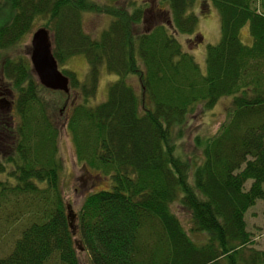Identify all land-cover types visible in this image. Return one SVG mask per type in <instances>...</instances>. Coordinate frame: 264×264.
Wrapping results in <instances>:
<instances>
[{"label":"trees","instance_id":"trees-1","mask_svg":"<svg viewBox=\"0 0 264 264\" xmlns=\"http://www.w3.org/2000/svg\"><path fill=\"white\" fill-rule=\"evenodd\" d=\"M195 1L155 0L147 16L137 2L123 11L91 0H0V235L25 219L0 264H81L83 249L91 264H264L246 218L264 201V0H199L201 7L212 3L221 20L219 41L205 50L206 74L178 38L199 41L191 37L199 20L189 11ZM89 11L115 17L99 38L83 28ZM40 18L59 67L87 57L86 101L101 67L119 76L105 101L67 106L72 88L80 87L74 71L61 68L68 93L51 90L30 59L6 55ZM244 26L249 44L241 39ZM136 76L141 92L130 81ZM6 86L16 90L12 102ZM220 99L230 101L227 120L217 133L195 137L198 158L181 157L177 140L191 113ZM67 107L63 128L77 161L100 185L108 182L77 212L69 208L58 157L56 113ZM199 234L202 243L192 238Z\"/></svg>","mask_w":264,"mask_h":264},{"label":"rangeland","instance_id":"rangeland-1","mask_svg":"<svg viewBox=\"0 0 264 264\" xmlns=\"http://www.w3.org/2000/svg\"><path fill=\"white\" fill-rule=\"evenodd\" d=\"M3 1L5 3L7 2V0ZM91 1H94L103 7H105V4H111L113 7H118L119 10L123 11H126V9L128 11H132L133 8L136 6L137 2V4L140 5L144 4L146 14H148L147 16H150V14L153 13V11L151 10V5H154L155 2V0H133L135 1L134 5L129 6L127 5V1L130 2V0H117L115 2L112 0ZM189 11L196 13L199 17L196 33L191 35V37H195L199 41L194 42L192 40L191 45H189V43L186 41V38L189 36L188 34L178 35V38L181 41L183 50L194 55L196 61L200 65L202 73L206 74L207 65L205 58V50L208 44H215L220 39V14L218 9L212 3H208L207 6L201 7V3L199 0L195 1L193 7H191ZM152 17L155 18V14H153L151 18ZM114 18L115 17L109 15L105 11L85 12L83 14L82 20L83 28L85 32L87 34H90L93 38H99L101 37L103 31L109 27ZM4 22L5 21L2 22V20H0V26L4 24ZM42 22L43 20L42 18H40L39 22L35 26V29L42 26ZM248 29V26H244L241 29V39L246 44H249L252 41ZM33 31L23 38L20 45L10 49L6 53V55L15 59H19L20 57H27L29 59V49L31 46V38ZM50 34L51 38L53 39L52 33ZM200 34H202L203 37L200 36ZM61 68H67L74 71L78 80V86H80H76L74 89L72 88L71 97L69 96L70 99L67 102V106L72 104L71 102L73 100L75 103L78 102L86 104L88 106H96L97 104L105 101L108 98L110 85L119 78L118 75L108 72L105 66L101 67V71L99 73L98 81L96 84L95 95L90 96L86 101V99L84 98L85 96L82 92L81 84L83 85L84 83H87L90 78V64L87 57L85 55L73 56L67 61L65 66L60 67V69ZM130 81L132 83L137 84L136 88L139 92H141L139 77L136 76L135 78H130ZM6 89H8V96H6V99H4L7 102H12L13 99L16 97V90L10 86H6ZM61 99L64 100L65 96L61 97ZM229 102L230 101L226 99H220L218 103H216L214 107L210 108L209 110H203L202 105L196 106L195 110L191 113L190 119L188 121V127L184 133V136L181 139L177 140V152L181 157L185 159H190L198 158L201 155V150L196 148L195 137L199 134L202 136H211L219 131L221 124L225 122L228 118V107L230 106ZM60 106L62 108V102L60 103ZM70 112L71 107H67L65 110H63L62 113H60L59 110L56 113L60 124H62L58 140V157L62 164L61 177L63 180V188L64 193L66 195V199L71 204L72 209L77 212L81 207L85 197L89 193L94 190L98 191L105 188L108 182L104 185H100V181L96 180V178L93 177V174L88 172L82 166V164L77 161L71 135L65 128H63V125L65 124ZM13 120L15 121V123L18 122V117L16 113H14ZM181 217L185 226L188 228L190 226L188 219L183 215H181ZM246 218L248 220L247 226L249 230L253 232L256 240V244L254 246L258 249H264V201L258 200L255 205L250 207L249 212L246 213ZM24 223L25 219L22 218L20 221H17L12 224L11 228L6 229V227H8L7 225L3 227V234L0 235V256H4L10 251L13 241L19 235V231L24 226ZM204 236V234L192 235V238L194 239V241L202 243L205 241ZM78 254L80 256L81 264H91L89 255L84 249L79 250Z\"/></svg>","mask_w":264,"mask_h":264},{"label":"water","instance_id":"water-1","mask_svg":"<svg viewBox=\"0 0 264 264\" xmlns=\"http://www.w3.org/2000/svg\"><path fill=\"white\" fill-rule=\"evenodd\" d=\"M30 60L38 81L44 87L66 93L70 91V78L59 68L58 60L53 53V40L50 31L45 27L37 28L32 34ZM69 216L71 226H73L75 214L71 209Z\"/></svg>","mask_w":264,"mask_h":264},{"label":"flooded vegetation","instance_id":"flooded-vegetation-1","mask_svg":"<svg viewBox=\"0 0 264 264\" xmlns=\"http://www.w3.org/2000/svg\"><path fill=\"white\" fill-rule=\"evenodd\" d=\"M151 6H152V7H151V10H152V11H155V9H154V8H155V7H154L155 5H151Z\"/></svg>","mask_w":264,"mask_h":264}]
</instances>
